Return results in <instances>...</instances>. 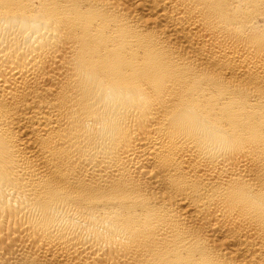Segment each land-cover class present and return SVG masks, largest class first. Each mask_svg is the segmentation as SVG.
Here are the masks:
<instances>
[{
	"label": "bare ground",
	"instance_id": "6f19581e",
	"mask_svg": "<svg viewBox=\"0 0 264 264\" xmlns=\"http://www.w3.org/2000/svg\"><path fill=\"white\" fill-rule=\"evenodd\" d=\"M0 264H264V0H0Z\"/></svg>",
	"mask_w": 264,
	"mask_h": 264
}]
</instances>
